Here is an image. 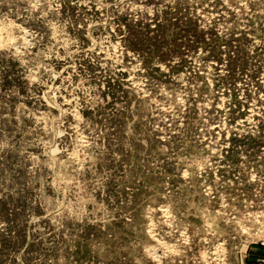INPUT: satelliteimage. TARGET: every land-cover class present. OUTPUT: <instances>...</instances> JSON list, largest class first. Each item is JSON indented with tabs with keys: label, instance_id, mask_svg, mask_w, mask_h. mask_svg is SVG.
<instances>
[{
	"label": "rangeland",
	"instance_id": "374dc122",
	"mask_svg": "<svg viewBox=\"0 0 264 264\" xmlns=\"http://www.w3.org/2000/svg\"><path fill=\"white\" fill-rule=\"evenodd\" d=\"M0 264H264V0H0Z\"/></svg>",
	"mask_w": 264,
	"mask_h": 264
}]
</instances>
